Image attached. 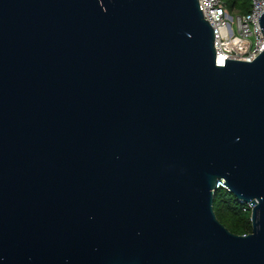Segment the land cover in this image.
<instances>
[{"label": "water", "instance_id": "water-1", "mask_svg": "<svg viewBox=\"0 0 264 264\" xmlns=\"http://www.w3.org/2000/svg\"><path fill=\"white\" fill-rule=\"evenodd\" d=\"M213 43L198 0H0V264H264V51Z\"/></svg>", "mask_w": 264, "mask_h": 264}, {"label": "built area", "instance_id": "built-area-1", "mask_svg": "<svg viewBox=\"0 0 264 264\" xmlns=\"http://www.w3.org/2000/svg\"><path fill=\"white\" fill-rule=\"evenodd\" d=\"M246 14L231 15L222 0H198L199 10L214 33L215 64L225 60L250 62L264 51V35L258 17L264 12V0H249ZM225 189L223 181L218 185Z\"/></svg>", "mask_w": 264, "mask_h": 264}, {"label": "trees", "instance_id": "trees-1", "mask_svg": "<svg viewBox=\"0 0 264 264\" xmlns=\"http://www.w3.org/2000/svg\"><path fill=\"white\" fill-rule=\"evenodd\" d=\"M229 13L235 11L246 14L250 10L249 0H222ZM213 210L218 221L231 233L247 235L251 232V211L248 205L241 203L224 189L214 192Z\"/></svg>", "mask_w": 264, "mask_h": 264}, {"label": "rangeland", "instance_id": "rangeland-1", "mask_svg": "<svg viewBox=\"0 0 264 264\" xmlns=\"http://www.w3.org/2000/svg\"><path fill=\"white\" fill-rule=\"evenodd\" d=\"M230 14H231V15H235V11L231 12Z\"/></svg>", "mask_w": 264, "mask_h": 264}]
</instances>
